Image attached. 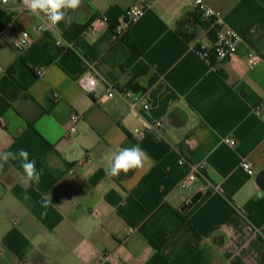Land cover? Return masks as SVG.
<instances>
[{"label":"crops","instance_id":"obj_1","mask_svg":"<svg viewBox=\"0 0 264 264\" xmlns=\"http://www.w3.org/2000/svg\"><path fill=\"white\" fill-rule=\"evenodd\" d=\"M206 1L242 37L236 55L214 65L195 51L214 34L192 0H148L124 36L114 28L134 0H81L58 25L68 49L39 35L18 2L0 0V154L8 155L0 160V264H111L107 251L122 264H264V191L255 183L264 117L254 110L264 99V0ZM98 17L108 27L90 33ZM23 30L33 42L19 50ZM87 59L121 91L142 96L137 111L102 85L98 95L80 87ZM75 112L82 120L70 135ZM175 113L180 127L170 123ZM160 119L163 127L135 132ZM126 147L147 159L107 175ZM20 149L39 181L23 179ZM189 162H205L206 173L183 189ZM196 191L202 197L183 213Z\"/></svg>","mask_w":264,"mask_h":264},{"label":"built area","instance_id":"obj_2","mask_svg":"<svg viewBox=\"0 0 264 264\" xmlns=\"http://www.w3.org/2000/svg\"><path fill=\"white\" fill-rule=\"evenodd\" d=\"M16 1L21 5V12L29 11L25 4V0H1L2 3H9ZM148 0H134V4L129 7L125 13L124 18L115 25V31L119 36H124L127 30L132 24L140 20L146 13V5ZM195 8L201 13L203 19L207 22V31L214 34V39L210 43H201L195 51L199 57H201L207 64L214 65L216 63L225 62L232 59L237 51L242 37L232 27L225 23L223 14L208 4L206 0H192ZM30 12V11H29ZM35 16V15H34ZM37 19V25L35 30L39 35L53 34L56 35L55 44L64 49H68L72 44L64 43L62 36L59 32L58 25H50L46 16L41 13L39 16H35ZM108 27L107 17H98L91 25L90 33L98 32ZM33 42V37L28 30H23L15 41V46L19 50H24ZM249 61L251 63H257L260 61V56L256 52L249 53ZM88 70L86 73L78 78L80 87L91 95H98L99 87L102 85L105 88L104 95L107 97H115L120 95L130 107V109L137 111L138 105L141 102L142 96L133 92L132 90L121 91L117 85L110 82L100 71L97 63L93 60H86ZM37 74H43V69L37 70ZM57 93L54 97H58ZM145 110L149 109V104H144ZM255 113L258 116H263L264 111V99L258 103L255 107ZM82 120V114L75 112L70 118L69 134L73 135L77 131V125ZM6 121L3 116H0V126L5 125ZM165 121L163 119L156 120L148 125L146 129H135V132L145 136L150 130L161 128L164 126ZM230 145L236 143L235 139H226ZM91 157H86L82 160V164L86 165L92 162ZM180 164L187 163L185 158L179 160ZM190 172L181 179L179 185L183 189L191 188L199 175L206 173L205 162H189ZM242 169H244L249 175H254L253 164L244 160L241 163ZM75 168H71V172H74ZM104 258L109 260L111 264H122L119 255L114 251H107L104 253Z\"/></svg>","mask_w":264,"mask_h":264},{"label":"clouds","instance_id":"obj_3","mask_svg":"<svg viewBox=\"0 0 264 264\" xmlns=\"http://www.w3.org/2000/svg\"><path fill=\"white\" fill-rule=\"evenodd\" d=\"M81 0H25V4L30 13L39 16L43 13L50 25H58L65 20L67 10H75L80 5ZM22 158V177L25 181H39L40 174L36 170V162L29 159V153L20 149L18 154ZM15 158V157H14ZM7 154H0V160H7ZM147 159L145 153L139 147L122 148L113 158L110 166L106 170L109 176H117L122 171L138 168Z\"/></svg>","mask_w":264,"mask_h":264},{"label":"water","instance_id":"obj_4","mask_svg":"<svg viewBox=\"0 0 264 264\" xmlns=\"http://www.w3.org/2000/svg\"><path fill=\"white\" fill-rule=\"evenodd\" d=\"M170 123L173 127H180L183 123L182 116L178 113L173 114ZM255 183L260 191H264V169L257 173ZM202 195L203 193L201 191L194 192L188 199H186V201L180 207V210L183 213L187 212L193 205H195L199 201Z\"/></svg>","mask_w":264,"mask_h":264},{"label":"trees","instance_id":"obj_5","mask_svg":"<svg viewBox=\"0 0 264 264\" xmlns=\"http://www.w3.org/2000/svg\"><path fill=\"white\" fill-rule=\"evenodd\" d=\"M132 48L136 49V47L134 46V44H130Z\"/></svg>","mask_w":264,"mask_h":264}]
</instances>
